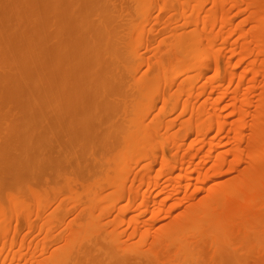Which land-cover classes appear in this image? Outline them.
Returning <instances> with one entry per match:
<instances>
[{
    "label": "rangeland",
    "instance_id": "1",
    "mask_svg": "<svg viewBox=\"0 0 264 264\" xmlns=\"http://www.w3.org/2000/svg\"><path fill=\"white\" fill-rule=\"evenodd\" d=\"M195 4L192 0H0V264H107L121 256L127 262L139 257L144 264H264L263 214L260 220L246 219L244 230L188 223L172 239L163 238L194 199L177 204L174 197L155 198L166 171L159 163L160 153L176 159L178 166L182 158L184 162L192 158L194 164L196 148L213 134L208 130L200 136L188 127L193 118L180 107L185 94L174 110L170 106L163 110L162 104V94L178 97L177 85L192 75L182 73L181 65L162 71L157 60L165 62L173 55L169 47L182 27L188 29L187 22L195 19ZM239 4L240 8L228 0L223 4L233 26L249 11L243 2ZM199 6L202 18L210 0H201ZM215 26L217 32L218 22ZM236 37L233 31L223 45L217 38L216 61L222 74L229 68L227 60L237 59L231 53ZM203 74L192 92L202 90L199 96L192 93L190 103L208 99L206 78L212 73ZM148 80L152 84H146ZM259 82L253 91L261 87ZM253 91L252 101L257 97ZM228 100L226 95L218 112L226 113L223 105L232 102ZM136 118L143 128L140 137L158 118L169 123L167 130L158 129L155 139H142L151 162L145 169L144 160L128 147ZM246 119L242 147L249 142L250 117ZM220 136L224 148L234 145L226 131ZM203 146L199 155L206 151ZM183 165L180 171L175 167L172 176L184 174ZM209 165L206 158L201 170ZM188 167L190 172L192 165ZM226 169L222 179L233 174ZM143 172L145 177L158 175L160 184L147 187L143 182L135 192L138 182L131 180ZM183 182L178 197L193 191V185ZM211 184H203L202 192L211 190ZM144 190L152 197L148 210L141 213L139 200L126 203ZM259 207L264 210V203Z\"/></svg>",
    "mask_w": 264,
    "mask_h": 264
},
{
    "label": "bare ground",
    "instance_id": "2",
    "mask_svg": "<svg viewBox=\"0 0 264 264\" xmlns=\"http://www.w3.org/2000/svg\"><path fill=\"white\" fill-rule=\"evenodd\" d=\"M189 1L191 0H183L185 3H189ZM192 1L193 4L194 2L196 3L194 6L195 19L188 21V29L184 30L185 28L183 29L182 27V31L177 33L174 37L175 40L169 47V50L173 51V55L166 58L167 60L165 62L157 60V63L159 64L158 69L162 71L166 68L168 69V67L175 69L177 66L181 65L182 73L183 70L189 71V74L191 71L192 75L184 79L185 81L183 80V83L181 82L177 85L178 87L175 92H177L176 95H179L178 97L173 98L170 96L168 99L162 94V104L163 110L167 109L166 107L169 106L170 108L168 109L174 110L182 101L180 106L181 110L183 112L188 110L193 118L188 124V127H191V129L197 134H200L199 132L202 131L206 133L208 130L211 132L213 131V134L207 141H205L206 144L201 142V146L196 148L195 151L197 153H194L193 155H197L198 160L194 162V164L192 163V158L185 162L182 158L180 159L179 167L176 159L174 161L166 158V156H164L166 155V153H164L165 148L164 150L161 148L164 151V155L162 152L160 153L162 156H160L161 162L159 163L167 172L165 171V174H163L161 181L162 188L154 194L155 198L161 195L162 200L174 197L179 200L177 204H180V200L185 202L186 199H190L189 201L194 199V201L189 203L187 202L188 200L186 201L187 206L185 205L186 207L183 209V211L185 210L182 214L184 216L183 219L181 221L174 220L175 222H172L170 227H168V230L163 235V238L166 237L168 239L173 238L172 235L179 230L181 225H187L188 223H194L198 228L203 224H208L209 227H213L214 230L224 226V228H227L226 226H228L232 227V229L234 227V229L237 230L249 217L259 218L262 214L264 216V210H261L262 208L259 207L264 203V0H239L240 2L237 0H228L233 5H238L239 8L242 5L239 3L243 2L247 7L244 9H247V11L249 9L241 23H238L235 26L232 25L231 19L228 17V10H225L223 7L225 0H210L208 13L202 18H200V14H198L201 0ZM217 22L219 29L216 32L215 25ZM245 25H247V28H245ZM233 31L237 34V45L231 50V53L234 52V54H237V59H228L226 64L229 68L225 70L224 74H222L220 66H218L217 63V56L219 53L215 48L217 38L220 37V43L223 45L229 40ZM37 38L40 37L38 36ZM206 60H208L209 63H207ZM240 64H243V67L241 66L239 72H235V68ZM208 70L212 73L206 78L207 80L209 79L208 99L201 104L190 103L191 99L194 101V97L192 98L190 96H192V93L198 92L197 89L200 87L199 86L195 89L197 91L192 92V88H194L197 81L196 79H198L200 74H205ZM258 77L260 79H258ZM257 80L261 82V85H259L260 82L258 84L261 86L260 88L259 86L257 87V85L255 86L260 89H258L259 92H257L258 90L253 91ZM152 82L153 80H148L146 84H152ZM199 90V92H201L202 89ZM252 91L255 96L257 95L254 101L251 100L253 94H250ZM181 93H183V95L185 94L184 96L186 98L183 96L184 100H182V98L179 102L178 98L182 95ZM226 95H228V101L232 102L223 105V108L226 109V113L223 112L222 114L217 111V108L221 105H219V103L223 101ZM189 97L191 98L190 101ZM251 101L252 106L254 104L253 107H250ZM227 107H230L231 110H227ZM250 108H252V110ZM232 113L235 115V118L230 119L229 117L228 119V115L230 116ZM247 116L250 117V123L248 122L247 126V130H249L247 131L249 142H246L247 144L245 143V146L242 147L239 142H241L244 135L243 131L247 124ZM133 121V136L132 139L129 137L131 141H129L128 147L131 149L132 154L140 156L141 159L144 160V163L141 164V166L145 169L148 166H151V162L148 161L150 159L148 156L149 149L145 148L142 139L146 137L149 139L157 137L158 129L160 127L166 129V127L169 126V123L166 120L163 121L158 118L152 122L149 128L144 130L140 137L139 134L141 133L139 132L141 130L143 131L141 121L138 119ZM223 131H226L229 140L231 139L234 142V145L230 148H224V144L220 143V138H222L220 135ZM202 135H204V133ZM200 141L198 142L200 143ZM172 144L171 146L173 147ZM203 145H206V151L199 155L201 148H204ZM177 147H179V145H177ZM175 151L177 150L175 149ZM186 151L187 150H185V152ZM153 154L155 156L158 155L155 153ZM189 154H191V152ZM174 155L176 156V154ZM228 155L230 157L229 160H227ZM179 157H181V155ZM206 158L210 159V165L205 170H201V164ZM242 162L245 163V166L243 164L244 167L240 166V163ZM183 164H186V172L189 168L188 166L192 165L193 169L191 171L194 172V174L190 173L191 171L187 173L184 171V174L181 172L182 174L178 173L177 175L175 174V176H172V173L177 166L180 171L182 166H184ZM224 166H227L226 171H233V174L222 179L220 175L224 172ZM173 169L174 171H172ZM148 170L150 171V169ZM145 176V172L139 175L135 173L133 176L131 181L134 180L135 183L138 182L137 186H134L135 192L143 182L147 187L159 186L160 179L158 175L154 177ZM145 179L147 180L145 181ZM183 181L186 182L187 187L193 185V191L190 193L186 192L178 197L180 195V188L183 186H181ZM207 181L212 182L211 190L208 192H202V185ZM169 184H172V186L170 185L172 188L170 187L169 190H167ZM197 193H200L199 198H195ZM151 197L152 193L148 190H144L140 194L134 195L131 201L129 200L126 204L128 205L131 202L139 200L137 205L142 208L141 213H144L148 210ZM119 209H121V207H119ZM1 214H3V206L0 202V215ZM260 218L258 220H260ZM241 227L243 228V226ZM241 227L240 229H242ZM201 233L202 232H200V234ZM188 236L191 237V235ZM191 238L195 239V237ZM168 245L169 244L166 246ZM181 247L179 248L182 249ZM118 257L119 256H117V258ZM111 259L112 260L109 259L107 264H144L139 257L132 262H127L125 256L119 257L117 261L114 257Z\"/></svg>",
    "mask_w": 264,
    "mask_h": 264
}]
</instances>
